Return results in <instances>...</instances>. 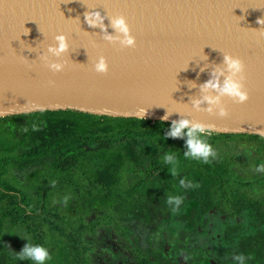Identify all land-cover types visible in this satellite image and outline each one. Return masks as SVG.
<instances>
[{
    "label": "trees",
    "instance_id": "1",
    "mask_svg": "<svg viewBox=\"0 0 264 264\" xmlns=\"http://www.w3.org/2000/svg\"><path fill=\"white\" fill-rule=\"evenodd\" d=\"M169 124L70 109L0 117V264H34L16 254L24 237L48 248L45 264H87L85 235L106 226L124 232L132 221L155 229L194 201L201 233L215 209L249 218L254 231L229 224L227 242L237 243L243 264H264V200L255 197L264 191V137L211 131L213 148L230 142L254 151L241 169L234 153L221 156L226 149L208 163L185 158L182 138L163 139ZM165 152L175 164L164 162ZM177 195L173 210L167 197ZM165 251L136 247L133 263L179 264V247L174 260Z\"/></svg>",
    "mask_w": 264,
    "mask_h": 264
},
{
    "label": "water",
    "instance_id": "2",
    "mask_svg": "<svg viewBox=\"0 0 264 264\" xmlns=\"http://www.w3.org/2000/svg\"><path fill=\"white\" fill-rule=\"evenodd\" d=\"M92 13L98 14L89 23ZM125 16L135 47L101 37ZM261 21V23L258 22ZM68 37L53 72L39 53ZM264 0H0V117L77 110L171 122L188 116L213 132L264 137ZM223 51L241 57L249 97H222L224 117L191 107ZM104 55L108 70L92 65ZM50 55V54H49ZM144 112V113H143ZM143 113V114H142Z\"/></svg>",
    "mask_w": 264,
    "mask_h": 264
},
{
    "label": "clouds",
    "instance_id": "3",
    "mask_svg": "<svg viewBox=\"0 0 264 264\" xmlns=\"http://www.w3.org/2000/svg\"><path fill=\"white\" fill-rule=\"evenodd\" d=\"M89 23H95L98 14L92 13L87 18ZM261 23L260 20H258ZM109 24L112 29L111 33H105L101 38L109 43L118 42L119 46L135 47L136 38L131 34L129 24L125 16L121 13L111 15ZM264 35V33H260ZM55 43L48 44L45 50L39 53L40 60L53 72H59L65 67L64 60L50 59L51 57H60L61 54L69 50L68 37L63 33H57L52 38ZM222 60L215 65L213 71L207 80L200 85V95L191 98V107L197 111L203 110L214 113L219 117L227 115L228 110L222 102V97L231 98L236 103L245 102L249 93L245 87V64L241 57L233 55L228 51H223ZM50 54V55H49ZM97 73H105L108 70V63L104 55H98L92 65ZM144 113V112H143ZM142 113V114H143ZM168 112L161 117L167 119ZM212 131V126L202 121L192 120L188 116L181 115L180 118L170 122L168 130L163 134V139L169 137L176 139L182 138L184 141L183 156L193 160H199L203 163L210 162L216 152L211 144L208 143L207 137ZM166 164H175V156L165 152L163 156ZM179 183L183 186L185 181L181 179ZM168 204L176 206L181 204L180 196L167 197ZM26 242L22 248L16 252L20 260H30L34 264H45L46 260L51 259L49 250L43 244H30L28 238L24 237ZM238 264H243L244 256L242 254L233 257Z\"/></svg>",
    "mask_w": 264,
    "mask_h": 264
},
{
    "label": "rangeland",
    "instance_id": "4",
    "mask_svg": "<svg viewBox=\"0 0 264 264\" xmlns=\"http://www.w3.org/2000/svg\"><path fill=\"white\" fill-rule=\"evenodd\" d=\"M227 145H232V147L227 148ZM222 149H226V153H221V156L233 153L236 155L237 164L241 169L246 162V157L254 153L251 148H246L244 145L235 147L230 142L215 145V152H220ZM158 193H160L159 190L156 191V194ZM255 197L264 200V191L258 194L255 192ZM193 203L190 202L184 212L174 214L176 216L172 220L171 224L173 225L169 226V230L167 228L163 230L152 229V227H144L132 221L124 223V232L106 226L98 228L94 235H85V241L90 243L93 248L89 251L87 264H133L134 249L136 247L147 248L150 246L151 248L166 250L169 247L166 246L167 236L170 235L171 237L177 230L191 228L192 224L196 223L190 220L187 214L190 209H193ZM91 217L93 215H90L89 218ZM206 219L203 233L199 231L200 228L196 227V224L191 232L182 230L184 239L176 243L182 250L179 263L189 264L188 256L193 253L195 258L199 256L200 260L195 264H204L205 260L207 264H238L233 259V257L239 255V251L236 249L237 243L227 242L225 229L229 224H244V228H240V230L245 233H252L254 230L248 226L249 218L229 217L215 209L210 212ZM170 242H173V240H170Z\"/></svg>",
    "mask_w": 264,
    "mask_h": 264
},
{
    "label": "flooded vegetation",
    "instance_id": "5",
    "mask_svg": "<svg viewBox=\"0 0 264 264\" xmlns=\"http://www.w3.org/2000/svg\"><path fill=\"white\" fill-rule=\"evenodd\" d=\"M179 213H181V212H179ZM198 213H199V211H198V202L194 201L193 209H190L187 214L189 215L190 220H193V222L194 221L196 222V219H197V217L199 215ZM175 216L176 215H173L171 219H164L163 218L162 220L159 221V224L156 226L155 229L163 230V229L167 228V230H169L168 228H169L170 225H173L171 223L173 222L172 220H174ZM182 224H184V223H182ZM193 224H194V226H193ZM193 224H192L191 228H182V230H187V232L193 231V228L195 227L196 223H193ZM182 230H177L171 237H170V235L167 236V242L166 243H167V246H169V247H167V249L165 251V254L171 260H174L175 254H176V249H177V247H179V246L176 245V243L178 241L184 239V235H183V231ZM170 240H173V242H170ZM179 249L181 250L180 247H179ZM181 254H182V250H181ZM198 260H199V256H197V258H195L193 253L188 256V263L189 264H195V263L198 262ZM178 262H179V256H178ZM204 264H207L206 260H205Z\"/></svg>",
    "mask_w": 264,
    "mask_h": 264
},
{
    "label": "bare ground",
    "instance_id": "6",
    "mask_svg": "<svg viewBox=\"0 0 264 264\" xmlns=\"http://www.w3.org/2000/svg\"><path fill=\"white\" fill-rule=\"evenodd\" d=\"M192 214V213H191Z\"/></svg>",
    "mask_w": 264,
    "mask_h": 264
}]
</instances>
